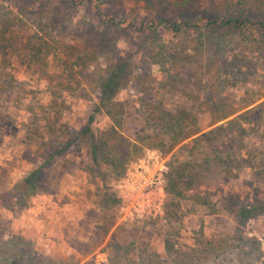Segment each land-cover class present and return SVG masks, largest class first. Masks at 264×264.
Instances as JSON below:
<instances>
[{"label":"rangeland","instance_id":"obj_1","mask_svg":"<svg viewBox=\"0 0 264 264\" xmlns=\"http://www.w3.org/2000/svg\"><path fill=\"white\" fill-rule=\"evenodd\" d=\"M0 264H264V0H0Z\"/></svg>","mask_w":264,"mask_h":264},{"label":"built area","instance_id":"obj_2","mask_svg":"<svg viewBox=\"0 0 264 264\" xmlns=\"http://www.w3.org/2000/svg\"><path fill=\"white\" fill-rule=\"evenodd\" d=\"M149 153L150 158H162V154L157 150H151ZM167 171L166 163L155 160L150 165L149 161L145 163L143 159L134 169L128 170L120 185L124 199L121 209L125 211V215L127 213L140 217L163 215L167 193L164 186V175Z\"/></svg>","mask_w":264,"mask_h":264},{"label":"trees","instance_id":"obj_3","mask_svg":"<svg viewBox=\"0 0 264 264\" xmlns=\"http://www.w3.org/2000/svg\"><path fill=\"white\" fill-rule=\"evenodd\" d=\"M180 28V27H179ZM88 61L83 57V56H77L75 58H73L71 60V63H70V66H71V69L72 70H79V69H84L88 66ZM111 85H112V82L111 80L108 81L106 84H104V87H103V97L105 98L106 96L109 98L110 96V92L112 91L111 89ZM114 93H115V89H113ZM112 92V94H113ZM173 144H171V146H173Z\"/></svg>","mask_w":264,"mask_h":264}]
</instances>
